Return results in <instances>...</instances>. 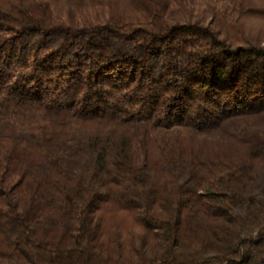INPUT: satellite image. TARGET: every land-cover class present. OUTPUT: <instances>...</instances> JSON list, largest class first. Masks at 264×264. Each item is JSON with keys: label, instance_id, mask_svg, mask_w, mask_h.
Segmentation results:
<instances>
[{"label": "trees", "instance_id": "trees-1", "mask_svg": "<svg viewBox=\"0 0 264 264\" xmlns=\"http://www.w3.org/2000/svg\"><path fill=\"white\" fill-rule=\"evenodd\" d=\"M179 1L0 5V264H264V40Z\"/></svg>", "mask_w": 264, "mask_h": 264}, {"label": "rangeland", "instance_id": "rangeland-1", "mask_svg": "<svg viewBox=\"0 0 264 264\" xmlns=\"http://www.w3.org/2000/svg\"><path fill=\"white\" fill-rule=\"evenodd\" d=\"M130 0H113L109 3V0H95V2H85V0H0V5L4 7L16 6H28L33 4H46L50 6L49 8L58 13V17L61 19L68 18V2H71L73 12L76 13L77 17H84L87 20L101 19L104 20L110 16V8H114L113 13L123 19H135L140 18L141 12L129 4ZM235 0H181L179 3H169L168 13L171 11V15L174 17L200 20L203 22H210L212 19V14H216L217 18L222 19L219 22H225L232 27L240 28V32L254 33L264 40V21L256 16L248 15L245 12H240L239 2H234ZM58 8V9H57ZM245 16V17H244ZM214 15V22L216 21ZM218 24V23H215ZM220 24V23H219ZM245 29V31L243 30ZM247 33V34H246ZM209 144L207 145L208 148ZM228 146H226L227 148ZM155 148V147H153ZM218 146H212L210 144V149L214 155L218 150ZM152 154L158 155L156 149L153 150ZM105 218V217H104ZM107 234L109 232L112 238H121L120 241L126 240V242L132 239L131 235L135 232L134 223L122 214H117L115 212L107 213L105 218L104 226Z\"/></svg>", "mask_w": 264, "mask_h": 264}]
</instances>
